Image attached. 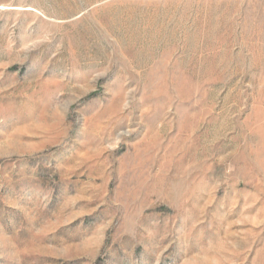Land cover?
<instances>
[{
  "label": "rangeland",
  "instance_id": "rangeland-1",
  "mask_svg": "<svg viewBox=\"0 0 264 264\" xmlns=\"http://www.w3.org/2000/svg\"><path fill=\"white\" fill-rule=\"evenodd\" d=\"M0 264H264V0H0Z\"/></svg>",
  "mask_w": 264,
  "mask_h": 264
}]
</instances>
